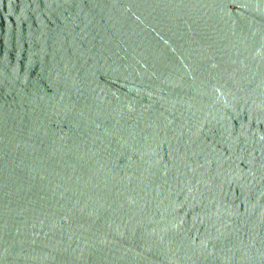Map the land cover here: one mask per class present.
I'll use <instances>...</instances> for the list:
<instances>
[{"label": "water", "instance_id": "obj_1", "mask_svg": "<svg viewBox=\"0 0 264 264\" xmlns=\"http://www.w3.org/2000/svg\"><path fill=\"white\" fill-rule=\"evenodd\" d=\"M0 264H264V0H0Z\"/></svg>", "mask_w": 264, "mask_h": 264}]
</instances>
